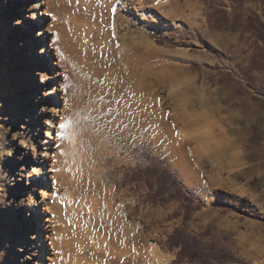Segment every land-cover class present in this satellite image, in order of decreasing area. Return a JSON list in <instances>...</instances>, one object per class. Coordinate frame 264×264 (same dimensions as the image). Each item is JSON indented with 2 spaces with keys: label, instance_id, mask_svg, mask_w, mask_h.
Listing matches in <instances>:
<instances>
[{
  "label": "rangeland",
  "instance_id": "374dc122",
  "mask_svg": "<svg viewBox=\"0 0 264 264\" xmlns=\"http://www.w3.org/2000/svg\"><path fill=\"white\" fill-rule=\"evenodd\" d=\"M26 4L0 0V264H38L40 251L42 264L49 254L74 264L76 246L85 264H149L152 246L174 264L158 243L182 226L172 214L183 204L148 202L146 183L130 180L145 162L137 147L164 159L202 203L189 232L211 226L244 260L234 264H264V57L252 83L247 75L264 42L244 23L251 12L264 22V1L41 0L52 53L41 61L26 32L7 24ZM235 13L243 24L223 21ZM156 103L160 116L176 114L165 128L183 125L195 136L192 180L141 133L155 126H135L133 113ZM36 203L44 219L29 243L21 234L34 226Z\"/></svg>",
  "mask_w": 264,
  "mask_h": 264
},
{
  "label": "trees",
  "instance_id": "16d2710c",
  "mask_svg": "<svg viewBox=\"0 0 264 264\" xmlns=\"http://www.w3.org/2000/svg\"><path fill=\"white\" fill-rule=\"evenodd\" d=\"M238 6L244 3V0H231ZM264 1V0H263ZM227 8V7H226ZM241 13L230 15L225 14L223 21L228 23H242ZM245 26L260 41L264 42V22L255 12L249 13L245 20ZM161 44L162 41L158 40ZM264 53L257 55L252 59V65L247 70V75L252 80L254 70L261 69L260 60ZM199 69V66H193ZM253 142L258 139L253 137ZM138 160L144 159L136 167H133L130 174V180L135 182H145L148 188L147 200L153 204H165L171 201H179L183 204V212L175 211L174 218L182 216V226H177L169 233L158 245L164 251L175 254L174 264H234L244 263V260L235 252L229 250L221 242L212 236V227L207 226L200 234H193L187 230V223L192 217L194 211L202 208V203L191 193H189L182 180L177 176L169 164L162 158L147 155L141 152V148L135 149ZM245 264H248L245 262Z\"/></svg>",
  "mask_w": 264,
  "mask_h": 264
},
{
  "label": "bare ground",
  "instance_id": "6f19581e",
  "mask_svg": "<svg viewBox=\"0 0 264 264\" xmlns=\"http://www.w3.org/2000/svg\"><path fill=\"white\" fill-rule=\"evenodd\" d=\"M9 1L13 2V0H9ZM22 1L24 3L29 2V0H22ZM161 3L163 4V2H161ZM7 4H8V8L11 9L12 3L8 2ZM42 4H43V0H42ZM112 4H113V2L110 4V6ZM166 6L163 5L164 8ZM21 10L22 9H20V11ZM2 12H4V11H2ZM42 13H44L43 7H42ZM3 16H7V13H3ZM15 17H17V16H15ZM13 21H14V17L10 16L7 20V24L10 25L11 23H13ZM14 28H15L14 31L16 33L20 32V31H18L16 26ZM16 33H14V35H16ZM159 107H160V105H158V103H156V110L154 112L141 110L140 112H136V114L133 113V118L135 117V115H137V120H136L135 126H136L137 130H141L142 128L143 129L150 128L149 126H151V127L155 126L156 129L150 128L149 131H147L145 129L146 133L149 132L147 134V136L149 138H151L152 140H155V144H157V145L159 144V146L162 147V150H165L166 153L169 154V156L171 157V160H173L174 165L176 167H179L181 172H183L184 174H187V177H189V179L192 180V176L195 177V175H197L196 171L194 170V165L196 166L197 160L193 159V158H195V155H196L195 151L196 150L195 151L193 150L194 148L192 147V144H191V143H194V145H195V136L190 131L187 132V130L185 129V127L183 125H181L180 127L177 126L174 129H172V125H168V128H165L166 122H171V123H174L175 121L177 122L176 114L174 112L172 115L171 114L169 115L168 111H167V112H164L162 116H160L162 110H160L161 107H160V109H159ZM162 107H163V104H162ZM141 116L147 118L148 123L144 122ZM185 116H187V119H191L193 122H196V119H198L199 114H194L191 111L190 112L186 111ZM48 121L51 122L50 119H48ZM147 124H150V125L147 126ZM158 124H159V126H157ZM137 125L140 128H138ZM145 130H143L141 133H143ZM177 133H179V135H177ZM70 134H72V133H70ZM225 146H226V144H225ZM195 149H196V147H195ZM225 149H226V147H225ZM30 152H31L30 150H26V154H30ZM96 164L99 166L100 161L97 162ZM97 183H98L97 186H99V184H100L99 181H97ZM51 208L53 209V207H49L48 209L50 210ZM73 243H74V240H73ZM74 248H76L75 251H76V256H77L74 264H85L86 262L85 261H84L85 263L83 262L84 259L82 260L80 257V254H81L80 251H83V250H81V247L76 246ZM146 254H147L146 256H149V259H151L149 264H164V263L166 264V262H167V260L163 256V252L160 249H158L156 246H152V248L150 250L148 249ZM92 255H95V254H92ZM27 258H28V256H27ZM51 258L52 257L49 254V259L51 261L50 264H56L55 263L56 259H51ZM96 259H99V258H96ZM147 259H148V257H147ZM38 264H42V252L41 251H40V260H39Z\"/></svg>",
  "mask_w": 264,
  "mask_h": 264
},
{
  "label": "snow or ice",
  "instance_id": "6c2138e0",
  "mask_svg": "<svg viewBox=\"0 0 264 264\" xmlns=\"http://www.w3.org/2000/svg\"><path fill=\"white\" fill-rule=\"evenodd\" d=\"M24 11L20 13L18 17L14 18V25L17 29L26 32V34L31 39L34 48H33V56L37 61H41L46 57L50 56L52 53L48 49V44L50 41V37L46 38L45 34V23L43 22V15H42V5L41 0H29V2L24 5ZM54 51V50H53ZM43 71V70H42ZM38 80L46 79L44 76H37ZM68 123L70 121H66L64 123H60L58 127L60 129H65L68 127ZM174 127V126H173ZM146 131V130H145ZM61 138L64 137L65 133H59ZM179 135V133H177ZM128 139L130 141H134L136 136L132 134L131 130L128 131ZM151 138H149L150 140ZM133 147L135 145L133 144ZM36 177L39 176V173L35 174ZM31 190L30 186L27 190H22L20 195L25 197L28 196V192ZM37 197V201L41 198L39 192L33 193ZM3 195V194H0ZM16 193L8 194V198L11 199L12 196H15ZM19 197L17 196V199ZM31 213L35 214V220L33 221V227L31 231L23 232L21 234V238L28 241L29 243H34L36 237L40 235L39 228L42 226L44 216L40 212V205L38 203L34 204L33 208L30 210L29 218L31 219ZM35 232L36 236L34 237L32 233ZM22 254V253H21Z\"/></svg>",
  "mask_w": 264,
  "mask_h": 264
}]
</instances>
